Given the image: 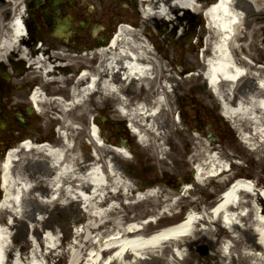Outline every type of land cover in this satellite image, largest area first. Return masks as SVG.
I'll list each match as a JSON object with an SVG mask.
<instances>
[{
    "label": "bare ground",
    "instance_id": "obj_1",
    "mask_svg": "<svg viewBox=\"0 0 264 264\" xmlns=\"http://www.w3.org/2000/svg\"><path fill=\"white\" fill-rule=\"evenodd\" d=\"M21 1L3 0L0 3V60L5 61L8 55L19 56L20 58L27 57L31 61L27 75L31 73L40 75V78L42 77L43 80L48 81V84H51V88L54 89L66 86L69 88L71 86L70 88L73 90L74 97L76 98V101H72V104H75L76 108L81 112L80 116L83 121H87L88 114L90 115L93 110L96 108L100 109L101 104L106 103V107L108 108L111 96H117V94H121L125 90L124 82L123 80L120 81L118 71L116 70L124 71L127 75L126 77L141 74L138 79L145 81L148 85H158V83H161L159 78L160 67L163 69L164 65L147 49L145 39L137 31L121 30L117 40V50L110 51V48L101 49L94 55L93 60H89L87 53L70 55L68 52H63L58 46L55 47L58 50L48 55V57H41L42 53H46L47 48L39 50L31 48L28 51L29 53L26 52L25 48L20 45L22 40L19 41V39L22 37H18L22 32L19 17L16 16L15 19L11 16L10 19V17L6 18L3 15L5 11H10L12 15L13 10L17 9ZM250 1L246 0L244 3L246 6L243 4L240 6L239 2L235 0H221L219 7L215 10L213 15L216 19L211 21L214 24L213 28L217 30L218 28L225 27V30L229 29L228 31H231L232 35L228 31L224 32L227 34H225L226 37L223 38V42L220 41V44H216V50L214 51L217 61L211 62L213 66L209 70V78L212 87L215 88L223 100L225 112L230 117L236 119L240 126L244 128L251 127L249 130L250 134L247 137L256 140L259 136H264V65H262V63L264 64V57L262 61L260 60L262 54H264V47L258 43L261 37L260 31H264V0ZM85 2L90 5L89 9L93 11L96 9V0H85ZM178 4L183 7L194 6L193 0H177L173 6L170 5V0H147L144 16L145 18H151L156 15L167 14V7L174 9V7L179 6ZM243 8L247 11V15H251L250 20H256L253 24L255 26L247 27L241 24L242 22L237 16V12L239 10L243 11ZM258 14L259 16H257ZM68 17L74 22V16L71 12H69ZM237 17L238 22L232 24ZM239 49L245 51L256 66L245 60L236 58ZM29 55L30 57H28ZM54 57L57 59L56 65L58 66L53 68L52 62L54 60L52 61V59ZM95 59L96 61H94ZM60 60L69 61L67 64L71 67L75 66L78 68L81 66L84 69H88L83 70L80 77L77 78L75 75H58L55 69H61L59 65ZM146 63H152V69L156 72L159 69V73L154 79L147 77L150 69L149 66H144ZM244 63L248 70L246 69V73L240 76V73L243 71L240 69L239 64ZM51 74H57L58 76L51 77ZM254 75H257L259 79V86V83L256 82V85L249 86L247 90L244 89L241 94L242 96L239 97V101H236L239 93L233 98L229 97V90L232 89V85L244 77L250 78L254 77ZM167 78V80L170 79V77ZM134 79L132 77L130 80L133 84ZM143 92L142 86L138 91L135 88V95L129 97L124 95L122 100L124 102L143 100L146 98ZM33 99L39 106V109L41 106L38 100H43L41 104H46V112L53 108V110L59 112L58 114L63 119H67L66 109L63 108L65 104H62V107H59L60 109L55 107L59 105L58 103L54 107L52 106L56 98H52V102L50 99H44L42 95L33 97ZM89 100L92 107L94 106L93 108L87 106ZM15 101H18L17 98H15ZM58 102L61 104L60 99ZM49 104L51 105L49 106ZM144 108L143 105H139L134 109L128 110V114L134 120V124L140 126L141 130L145 131L146 134L155 133L154 124H157L158 127L161 125V123L155 122L158 114L145 116ZM40 110L43 111L44 109ZM48 116L50 117V115ZM148 120L151 121L149 126L146 125ZM104 122L105 118L102 124ZM252 124H255L256 127L252 128ZM260 126L263 127L262 130L258 129ZM80 131L77 126L70 128L66 134L67 141L62 145L63 149H54L44 145L37 146L26 141L24 146L29 152H25L33 156H24L25 166L22 172L17 169L18 164L23 159L22 154L21 156H17V152L13 151L9 152L6 156L2 164V179L5 193L4 200L0 206V264H7L9 255H11L10 264H46L44 263V258L60 247L57 244L58 238L55 235L57 229L50 228L45 231L43 241L48 248L46 255L40 248H37L38 244H41L40 239H42L38 223L50 203L60 199L61 195L65 196V200L71 199L81 203L87 202L85 204L87 211L85 221L80 231H77L67 252L65 251V254H67L66 264H172L176 256L171 251V255L173 256L169 259L166 249L170 250V247L175 244L180 246L181 240L195 235L196 223L201 218L193 213L189 215L188 224L192 219L196 221L190 226H184V224L174 225L164 227L163 231L159 233L155 232L157 234L152 236L147 234V227L145 225H137L141 214L136 212L133 215H128L126 208H136L143 201L153 200L155 205L162 202L165 209H169L171 205L177 204L178 199L174 200L175 202H171L172 197L169 195V192L162 195L158 189L151 188L146 189V192L141 191V196L138 194L137 200L131 202L129 200V185L125 182L124 176L109 162L108 171L104 172V170L102 171L99 168V165H95L91 167V171L82 179V175H84V171L89 164L83 162L85 161L84 155H78V152L75 150L77 149L76 143L72 142V140L81 135ZM161 135L163 133L159 132L156 134V137L159 138ZM196 137L199 143L198 147H200V149L198 148V153L202 152L204 154L208 150L207 144L201 136ZM140 138L146 142V139L150 137L149 135L142 134ZM254 144L256 147L253 149L256 150L264 147L263 141H254ZM154 145L156 148L160 147L163 149L160 143ZM185 145L187 148L189 147L190 143H188V139ZM106 149V146H97L96 148L97 154L103 161L106 160L110 153ZM121 149L119 151H125L123 148ZM44 151H47L46 153L49 156ZM220 162L221 160L218 161L216 155L210 156L208 163L213 167L211 170H215L211 174L221 170L222 166ZM55 163H62V170L56 174L53 171ZM202 168L200 165L198 176H200V179L205 180V177L202 176L205 173ZM104 181L108 185H113L115 188L119 186L125 188L127 191H124V193L119 191L113 195L111 192L105 191L107 186L101 183ZM53 186L56 188L52 193L51 188ZM236 187H245L249 190L251 188L250 184H246L244 180L238 181ZM49 192L52 194H57L58 192L59 195L54 198L48 195ZM17 193L21 194L18 196ZM254 194L251 190L248 192L241 189L237 192L233 188L226 192L224 197L220 198L219 195L217 196L215 200L216 203L219 202V205L216 206L214 213L216 214L222 209L221 211L231 220L226 224L227 229L223 225L217 227L219 234H225L228 230L235 232L237 223L243 219L241 211L246 208V216L250 219V223L247 226L249 229L253 230L255 228L260 231L259 239L264 245V205L261 206L262 210L259 211L260 205H262L261 196L258 193ZM165 195L166 197L162 198ZM237 196L239 199L235 201V197ZM124 198L127 203L124 202ZM6 204H8L7 207ZM145 211L149 210H143V212ZM155 211L156 209H153L149 212L154 213ZM7 214L10 215V223H8ZM17 215H19V218H27L31 223L29 241L27 239L21 247L11 240V228L14 224V216ZM37 216H40V218L37 219ZM210 216L212 218L215 217L211 212ZM210 216H207L209 220ZM208 224L212 225L211 222H208ZM253 225H255L254 228L252 227ZM187 231L188 234L182 235ZM202 231L205 234L212 232L210 227H206ZM164 236L170 237L159 241ZM235 236L237 239V235ZM28 242L33 245L29 251L26 250V245H29ZM239 243H241L240 246L246 251L244 256L249 263H253L255 260L253 264H264V260L261 257H256L253 251L258 250L260 243H243L240 241ZM228 247L229 245L225 244L224 249L228 250ZM63 253L61 252V255Z\"/></svg>",
    "mask_w": 264,
    "mask_h": 264
},
{
    "label": "rangeland",
    "instance_id": "obj_2",
    "mask_svg": "<svg viewBox=\"0 0 264 264\" xmlns=\"http://www.w3.org/2000/svg\"><path fill=\"white\" fill-rule=\"evenodd\" d=\"M205 1L209 2L211 0H205ZM235 1L236 2L238 1L240 6L242 4L246 6L244 4L246 0H235ZM74 2L76 3L70 1V7L79 9L81 12L88 11L86 7H83V5L80 4L81 2H83V0H74ZM125 2L126 0H96V9L94 10L95 12L90 13L93 16H92V21L88 25L86 31L87 33L85 38L86 42L84 43V45L91 44L90 42L92 40L91 28L93 27L94 24H99L100 29L104 31V28L106 30L107 24L111 23L110 21L111 19L119 20L121 18L129 19L132 22L138 24L139 29L145 28L149 31H152L154 33V39L159 43V45H162L165 49L169 44V37L171 36L173 38V42H172L173 44L170 50L166 49L165 51L161 52V55L159 53H157L159 55L156 54L159 61H161V63L165 65L166 70L172 72L170 73L172 75L170 76L169 81L172 84L171 88L173 90L170 93H168L166 96L167 109H165L164 107V109H162L160 113L157 115L158 118L156 119L155 122L156 123L159 122L161 123V125H159L158 127L157 124H154L155 127L154 131L156 133L147 134L150 137L148 141L151 144H148L147 146L144 145L142 146L140 144H137L135 141L140 151L143 152L142 167L143 166L148 167L149 174L147 175V177H153L155 175L161 177L162 174L166 172L169 177H172L173 179L172 184L176 185L178 187L177 189H179V187H181L182 182H185L182 179V177L189 175L190 160L200 157L203 158L204 154L202 152L197 154L198 148L200 149V147H198L199 143L197 137L195 136L201 135L199 133H204L203 139L204 142H206V144L208 143L207 141L209 140L211 145H215L216 148H218L221 151L223 156L225 155L227 158L230 159L234 158V160L237 162L236 164L234 163L232 164V168H233L232 170L234 175L246 174L253 179V183H257L259 186L263 185L264 187V147H260L258 148V150L253 149L256 147L254 141L264 142V136H259L256 140H252L251 138L249 139L247 138V136L250 134L249 130L251 129V127L244 128L243 126H240L238 124V121L233 117L227 118L225 116H222L221 113L226 114V112L224 109L223 110L221 109L219 98L215 94L211 93V90L205 86V82H204L205 79L203 78L202 74L199 73V67L202 66L201 60L199 56L196 57L195 55L192 54L190 44L193 45L195 39L199 40L201 44H204L207 37H210L212 33L210 31H207V29H205L203 26H201V28H198L197 26L193 32L191 30L192 27H190V25L187 26V24L182 22L183 19H180L181 17L180 14L183 13L182 11H184V13L186 11L184 9L182 10L178 8L175 9L174 11H169L168 14L156 15L151 18H144L141 16V14H139L136 11V9L135 10L132 9L133 7L131 5L124 6L123 4ZM24 4H25V0H22L21 5ZM67 8L69 7H66V10ZM243 11H245L244 8ZM174 12H176V14ZM244 13L245 15L248 14L247 11H245ZM250 16L248 15L247 17H245L246 19L244 18L243 25L247 27L255 26L253 24L256 22V20L254 19L250 20ZM257 16H259V14ZM247 19L250 20V22H248ZM162 20L166 23V25L161 24L160 32L156 31L157 28L154 26V23H160ZM108 30L110 31L109 28ZM260 33H261L260 35L261 37L260 40H258V43L264 47V31L262 30L260 31ZM77 37H79V39H82L84 38V35H79L77 33ZM181 43H187L189 45L188 48L186 47L183 48L181 46ZM165 45L167 46L165 47ZM263 57L264 54H262V58L260 59L261 61L263 60ZM29 63L30 60L29 62L27 61V66L25 67V70L23 73H21V75L25 74L28 79L30 78L32 79L31 75H27L30 69ZM185 67L188 69V71L192 69L191 74H189V72L185 74L184 73L179 74V71ZM170 68H172L173 71L170 70ZM177 68L179 69L178 72H177ZM165 74L166 72H164V77ZM15 81H18V79H15ZM257 81L258 78L256 75H254V77H250V78L244 77L240 79L237 82V84L232 85V89L229 90L230 93L229 97L233 98L234 96H237V94L239 93L238 96L236 97V101H239V97L242 96L241 94L243 93V90L244 89L247 90L249 86L256 85ZM12 91L15 92L14 94L18 92L14 90ZM144 93L145 95H147L146 91H144L143 94ZM17 94L19 95L14 96V103L22 104V109L24 111L25 102L24 99L21 97L22 93H20L19 91V93ZM192 95H193V99H190V96ZM15 98H17L18 101H15ZM175 98L178 101L177 105L173 103L175 101L174 100ZM104 105L106 106V104H102L101 108ZM110 105H111L109 107L110 110L108 109L110 112V117H112V119L120 118L117 109H114L115 101L113 100V98L110 99ZM87 106L92 107L89 102L87 103ZM177 108L179 110V113ZM181 111L183 112L184 115H180ZM70 114H75V111H72ZM180 116H182L181 121H180ZM198 117L200 118L204 117V118L199 119ZM37 120L38 122H34V124L38 127L39 130H41V132L43 131L44 133H46L48 126L42 123L43 120L41 117ZM196 120L202 123L198 125ZM80 123L82 126V136L74 139V142L76 143L78 148L76 149L78 154L79 153L81 154V149L78 146V144L81 143V141L87 139L88 142L91 143V139L89 138V136L86 135L85 122L82 120V122H79V124ZM251 126L252 128L256 127L255 124H252ZM117 128L120 131L122 130L120 126H117ZM192 128H197L199 133L193 131ZM262 128H263L262 126L258 127L259 130H262ZM159 132L163 133V135L157 138L155 134ZM211 137L212 139H208ZM185 139H188V142L190 143L189 148H186ZM156 141L162 144L163 149H161L160 147L156 148V146L154 145ZM1 146L2 143H0V148ZM105 146L107 148L106 150H108L110 154H114L116 158L117 154L113 152L111 147L107 144ZM86 147H87L86 149L90 152L88 144H86ZM208 148H210V146H208L207 149ZM84 151L86 152L85 149ZM85 152H82V154L87 153ZM27 155L29 157L33 156L32 154L26 152L22 153L23 159L17 166V169H19L20 172L24 170V166H25L24 156L27 157ZM187 157L189 158V160ZM114 159H112V161L115 163L116 166L117 163ZM157 186L158 187L155 189H158L162 195L166 194V192H169L170 193L169 195L172 197L173 200L175 197L179 196V192L175 191L172 187H170L166 183L163 184L159 183L157 184ZM223 186H225V182L220 183L219 181H216L214 178L209 179L208 183L205 186L196 185L194 183L193 188L190 189L189 192H187L188 197L179 198L177 204L175 203L172 206L175 207L176 210L180 209L181 213H183V210L185 208H190L189 206L191 205H193L194 208H198L199 210H201L203 208L208 207L209 203L213 204V201L215 200L216 197L215 194L219 193L220 192L219 190H221ZM163 197H166V195L162 196V198ZM62 201L65 203H62ZM163 204L164 203L160 202L158 205H155L153 200L143 201V203L136 208H130V207H129L130 209L126 208V212L128 215H133L137 212L138 214H141L140 216L143 217L144 214L151 213L149 211H152L153 209H158ZM195 205H197L198 207H196ZM62 210H66V211L71 210L70 215L72 217L70 224L77 225L79 220H84V218L86 217V214L83 213V211H81L79 201L71 200V199L65 200V196L61 195V198L58 199L57 201H54L53 203H50L46 212L42 214L41 219L38 223L39 232L42 233L43 229L55 228L57 229L56 234L59 232V234L60 233L63 234V238H64L66 234L64 233V229L60 225L61 221L59 217V215H62L63 213ZM75 210H77V212ZM143 210H149V211L143 212ZM180 216L181 215H176L175 218ZM39 218L40 216H37V219ZM243 220L246 222L247 225L250 219L244 218L242 219V222H244ZM217 225L218 224L211 225L205 223V227H210L212 231L211 233L205 234L201 230L199 232H196L195 235H193L195 238L187 237L184 240H181L180 241L181 244L184 243L185 245V248L181 249V252L183 251V253H181L183 259H179V260L176 259V261L172 263L173 264H249V261L244 256L246 251L244 250L243 247L240 246L241 243H239V241L243 243L244 242L258 243L259 237L256 234L255 230L249 229L248 226L247 227L245 226L244 228L242 227L239 228V226L236 225L235 233L237 234L238 238L232 241V243H234V246L229 249V252L226 255H224L225 257H222L219 255V253L216 250H214V248L220 247L219 244L223 241L222 236L224 235V233L219 234V231H217V227H218ZM152 227H154L153 224ZM30 231H31V223L29 222V220H27V218H19V215L14 216V224L13 227L11 228L12 242L16 243L19 247H21L24 244V242L27 241L28 239L27 237L30 236L31 233ZM191 238L193 239L191 240ZM64 246L65 245L63 244L60 249L64 250ZM30 247L31 245L30 246L26 245V250H29ZM253 251L254 254H256V257L257 256L261 257L264 260L263 243L262 245L260 244V247H258V251L256 250ZM170 252L171 251L169 249H166V254L168 258L170 256ZM220 253L223 252L220 251ZM55 258H58L59 260V261L58 260L55 261L56 264H63L64 257H61V259H59L60 258L59 256H55ZM51 259L49 262L50 264H52ZM10 262H11V255H9L8 257L7 264H10Z\"/></svg>",
    "mask_w": 264,
    "mask_h": 264
},
{
    "label": "flooded vegetation",
    "instance_id": "obj_3",
    "mask_svg": "<svg viewBox=\"0 0 264 264\" xmlns=\"http://www.w3.org/2000/svg\"><path fill=\"white\" fill-rule=\"evenodd\" d=\"M44 5H46V4H44ZM43 7H44V6H43ZM43 14H44V13H43ZM43 19H44V18H41L42 21H39V22H40V26L42 27V30H44V31H48V28H50L51 25L48 23L47 20H45V23H44V22H43ZM46 26H47L48 28H47Z\"/></svg>",
    "mask_w": 264,
    "mask_h": 264
}]
</instances>
